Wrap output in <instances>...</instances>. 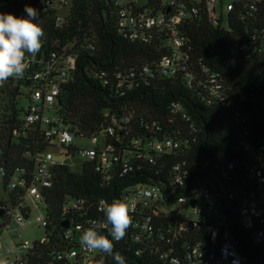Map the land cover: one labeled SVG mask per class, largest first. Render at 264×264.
<instances>
[{"label":"built area","instance_id":"obj_1","mask_svg":"<svg viewBox=\"0 0 264 264\" xmlns=\"http://www.w3.org/2000/svg\"><path fill=\"white\" fill-rule=\"evenodd\" d=\"M261 1L110 0L123 37L153 45L160 55L111 73L99 70L94 74L121 98L152 79L179 78L204 104L233 107L222 77L202 59L194 58L186 24L205 18L226 29L229 22L237 24L238 17L232 15L236 13L248 25L244 37L233 44L232 53L264 52V22L258 18ZM71 6L72 0H49L48 6L38 0L35 8L40 14H54L55 27H60L69 12H57L66 7L70 11ZM93 47L75 43L49 51L42 47L26 60L28 67L16 87L14 101L23 98L27 105L21 117L14 106L12 121L6 117L0 125V135L9 132L10 141L26 160L10 175L0 163L6 193L0 200V264H95L97 253L82 248L79 237L82 230L103 220L92 214L93 209L99 212L101 199L90 203L84 197L66 196L58 215L51 213L48 200V190L61 167L77 171L87 163L106 179L111 173H140L142 178L120 195L133 209L126 236L139 244L135 255L146 253L159 264H264V137H255L247 118L232 108L237 140L245 154V174L231 178L218 167L222 178L229 181L227 187L209 176L197 179L185 191L190 185L188 164L185 160L172 162L190 146L189 136L180 129L190 117L180 103H172L163 120L124 104L120 111H105L101 128L91 135L79 134L64 123L59 114L61 89L73 77L81 51ZM172 126L176 129L169 130ZM189 128L193 130L192 125ZM75 139H90L92 145L79 147ZM3 151L0 146V161ZM74 158L80 162L79 169ZM235 167L234 162L226 164L228 172ZM176 202H185L192 216L180 214ZM33 209L39 212L36 220L44 235L22 239L20 229ZM229 213L237 219V227ZM3 233L9 235L4 241Z\"/></svg>","mask_w":264,"mask_h":264},{"label":"trees","instance_id":"obj_2","mask_svg":"<svg viewBox=\"0 0 264 264\" xmlns=\"http://www.w3.org/2000/svg\"><path fill=\"white\" fill-rule=\"evenodd\" d=\"M0 1L2 6L9 8V12L18 17L26 16L25 7L19 3ZM28 1L27 5L35 8L38 0ZM232 15L238 17L237 24L234 26L229 22L226 29L211 25L205 18H194L186 24L194 58L202 59L223 79L233 104V107H224L204 104L193 89L186 87L179 78L152 79L145 86L133 90L126 98L119 97L109 86L102 85V79L96 77L94 72L106 70L111 73L160 55L153 45L130 42L123 37L118 30L110 0H72L66 22L60 27H55V17L51 12L40 14L45 32L42 47L46 51L60 49L68 43L94 46L81 51L73 77L61 89L59 114L64 123L79 134L91 135L101 128L105 111H120L124 104L144 109L147 114L163 120L171 104L180 103L190 117L180 127L181 132L189 136L190 146L183 155L174 156L172 162L185 160L188 164L190 185L185 191H189L197 179L209 176L227 187L229 181L222 178L218 167L224 168L231 178L234 174L242 176L246 172L243 167L245 154L237 140L232 108L239 109L247 118L255 137H264V52L232 53L233 44L244 37L243 29L248 25V21L239 18L236 13ZM258 15L259 21L264 22V0L260 3ZM20 82L21 79H10L5 89H0L5 94L4 108H0L4 111L0 113V125L5 123L6 117L12 121L15 91ZM4 129L8 130L7 127ZM175 129L176 126L169 128ZM0 141L4 150L0 163L6 166L7 174L10 175L16 166L25 164L26 160L15 149L17 145L10 141L9 132L1 134ZM229 162H234L236 166L231 172L226 170ZM140 178V173L130 172L125 176L111 173L106 179L90 163L77 171L63 166L48 190L51 213L59 214L66 196L84 197L90 203L105 199L110 203L114 198H121L123 189L136 184ZM92 214L103 218V214L95 209ZM229 217L233 218V224L237 227V219L230 213ZM104 234H107V230ZM206 234L207 229H204L203 235ZM239 242L242 243V240L239 239ZM113 243L114 250L126 258L127 264H159L157 259L148 258L146 253L135 255L139 244L132 243L127 236ZM100 255L97 253L95 264ZM104 259L105 264H115L112 257Z\"/></svg>","mask_w":264,"mask_h":264},{"label":"clouds","instance_id":"obj_3","mask_svg":"<svg viewBox=\"0 0 264 264\" xmlns=\"http://www.w3.org/2000/svg\"><path fill=\"white\" fill-rule=\"evenodd\" d=\"M49 0H41L48 6ZM26 16L0 12V86L10 79H20L28 67V57H35L41 50L45 37L40 12L25 5ZM103 220L94 227L82 230L79 243L82 248L100 255L97 264H105V257H112L115 264H127L126 258L115 251L113 241L123 239L132 224V206L122 198L110 203L99 201ZM107 234H104V230Z\"/></svg>","mask_w":264,"mask_h":264},{"label":"rangeland","instance_id":"obj_4","mask_svg":"<svg viewBox=\"0 0 264 264\" xmlns=\"http://www.w3.org/2000/svg\"><path fill=\"white\" fill-rule=\"evenodd\" d=\"M11 2H17L19 3L21 6L25 7V5L28 4V0H8ZM224 2H228L230 0H223ZM1 5H0V12L3 13H11L9 12V8L2 6V1ZM69 12V7H66L64 9H62L61 11L57 12L58 15H65ZM16 16L15 13H12ZM7 84V82L5 83ZM5 84L3 86H0V89H5ZM22 91L24 90L23 88L21 89ZM5 99V94L2 93L0 91V108H4V104L5 101H3ZM27 105V102L23 99V98H19L17 99V102L15 104L16 106V110H18V112L20 114H18V117H21L22 115V109L25 108ZM74 144H76L77 146H90L92 145V142L90 139H84V140H79V139H75L74 140ZM74 162V166L76 169L80 168V162L78 159L74 158L73 160ZM6 197V193L3 191V185H2V179L0 176V200ZM174 207L179 209L180 214L184 215V216H192V214L189 212V208L188 205L185 202H176L174 204ZM39 214L38 210L33 209L28 221L26 222V224H24L21 229H20V235L22 237V239H26V240H32V239H36V238H41L44 235V228L39 227V223L36 220L37 215ZM1 221V220H0ZM2 238L3 241L9 238V235L7 233H3L2 234ZM1 246H3V243H0Z\"/></svg>","mask_w":264,"mask_h":264},{"label":"water","instance_id":"obj_5","mask_svg":"<svg viewBox=\"0 0 264 264\" xmlns=\"http://www.w3.org/2000/svg\"><path fill=\"white\" fill-rule=\"evenodd\" d=\"M3 1H5V2H7L8 0H3ZM70 159H66L65 160V163H67V164H70ZM2 213V211L0 210V214ZM68 224L67 223H65V226H67Z\"/></svg>","mask_w":264,"mask_h":264},{"label":"flooded vegetation","instance_id":"obj_6","mask_svg":"<svg viewBox=\"0 0 264 264\" xmlns=\"http://www.w3.org/2000/svg\"><path fill=\"white\" fill-rule=\"evenodd\" d=\"M0 5H1V2H0Z\"/></svg>","mask_w":264,"mask_h":264}]
</instances>
